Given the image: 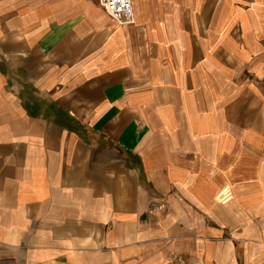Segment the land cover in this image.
<instances>
[{
  "label": "crops",
  "instance_id": "0c3cea01",
  "mask_svg": "<svg viewBox=\"0 0 264 264\" xmlns=\"http://www.w3.org/2000/svg\"><path fill=\"white\" fill-rule=\"evenodd\" d=\"M0 0V264H264V0Z\"/></svg>",
  "mask_w": 264,
  "mask_h": 264
},
{
  "label": "built area",
  "instance_id": "2783aa9c",
  "mask_svg": "<svg viewBox=\"0 0 264 264\" xmlns=\"http://www.w3.org/2000/svg\"><path fill=\"white\" fill-rule=\"evenodd\" d=\"M112 20L128 24L133 22L132 0H99Z\"/></svg>",
  "mask_w": 264,
  "mask_h": 264
}]
</instances>
